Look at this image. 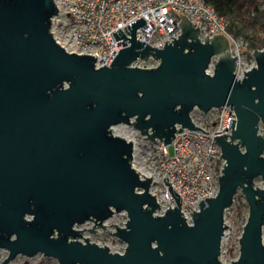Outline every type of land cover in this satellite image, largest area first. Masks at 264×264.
<instances>
[{
	"label": "water",
	"instance_id": "95a60500",
	"mask_svg": "<svg viewBox=\"0 0 264 264\" xmlns=\"http://www.w3.org/2000/svg\"><path fill=\"white\" fill-rule=\"evenodd\" d=\"M58 12L55 0H0V248L9 252L1 264L39 253L59 264H225L224 214L238 190L249 217L231 264H264V187H255L256 177L264 179V49L253 51L256 67L240 81L224 35L204 36L184 15L180 37L157 48L136 39L141 16L128 24L132 32L125 26L132 37L113 32L131 44L96 68L97 57L69 53L55 40ZM149 56L158 67L130 66ZM230 104L238 116L230 140L215 136L227 161L219 194L202 199L189 224L166 177L178 206L154 215L160 206L149 191L152 177L133 167V141L112 127L127 124L170 144L177 124L201 128L194 109ZM122 211L128 221L114 233L127 243L123 253L78 239L84 229L77 225L105 229Z\"/></svg>",
	"mask_w": 264,
	"mask_h": 264
},
{
	"label": "built area",
	"instance_id": "2783aa9c",
	"mask_svg": "<svg viewBox=\"0 0 264 264\" xmlns=\"http://www.w3.org/2000/svg\"><path fill=\"white\" fill-rule=\"evenodd\" d=\"M55 1L59 10L51 19V32L55 40L69 53L97 57L96 68L110 66L120 49L131 44L129 39L118 43L113 32L119 28L132 37L128 24L132 26L131 23L142 16L146 23L136 29V39L162 48L166 42H173L175 37H180V21L184 15L191 24L196 23L194 26L199 27L202 35L213 37L222 34L229 39L231 54L237 57L235 74L238 80L245 79V73L256 67V56L253 55L255 49L249 48L248 40L243 35L231 33L228 19L206 0ZM217 61L218 57L213 56L207 69L209 74H214ZM159 64V60L149 56L147 59L138 57L130 66L156 68ZM190 114L194 125L201 128L192 129L177 124V131L170 144L160 140L151 141L141 135L145 142L141 147L136 138L125 131L124 127L130 126L127 124L113 126L112 131L115 135L133 141V167L142 177H152L149 191L155 195L160 206L154 215H164L168 209L178 206V201L169 189V185H172L182 197L180 209L184 218L192 224L193 212L200 210L201 200L206 201V197L212 198L219 194V176H222V169L227 164L226 159L221 156L223 150L215 136L225 133L230 140L233 130L231 123L233 118L237 121L238 116L231 104L212 108L208 112H203L197 107ZM180 127L183 130H180ZM136 132L140 133L138 130ZM171 146L173 154L170 151ZM166 177L169 185L164 181ZM138 191L143 192V189ZM231 207L227 208L224 214L225 225L228 226L223 234L220 260L225 242L231 234V226L227 220ZM126 247L120 253H123ZM236 260L222 262L231 264Z\"/></svg>",
	"mask_w": 264,
	"mask_h": 264
},
{
	"label": "rangeland",
	"instance_id": "374dc122",
	"mask_svg": "<svg viewBox=\"0 0 264 264\" xmlns=\"http://www.w3.org/2000/svg\"><path fill=\"white\" fill-rule=\"evenodd\" d=\"M125 131L129 133L132 137L136 138L139 143V146L145 143L141 134L136 132L131 126L124 127ZM142 151V150H141ZM170 151L173 154V147H170ZM264 187V179L261 176L256 177L255 187ZM235 196L234 205L227 213V220L229 226H231V234L229 239L225 242L224 252L222 254V260L225 262H230L236 260L240 255V236L244 230L245 223L249 217V204L245 199V196L241 190ZM127 213L122 211L115 213L110 219L105 223L107 227L105 229L97 227L96 231H91L93 229L94 222L87 221L82 225H77L76 228L84 229L83 237L78 238L82 242H85V238L89 237V241L98 243L102 246H109L113 252H120L124 247L127 246V243L120 239L114 232L116 224L119 226H125L127 222ZM90 228V229H89ZM8 250L0 248V264L8 256ZM10 264H59V261L54 257L45 256L42 253L37 254L33 257H28L25 255H18L13 259Z\"/></svg>",
	"mask_w": 264,
	"mask_h": 264
},
{
	"label": "trees",
	"instance_id": "16d2710c",
	"mask_svg": "<svg viewBox=\"0 0 264 264\" xmlns=\"http://www.w3.org/2000/svg\"><path fill=\"white\" fill-rule=\"evenodd\" d=\"M229 22V31L243 35L251 49L264 47V1L206 0Z\"/></svg>",
	"mask_w": 264,
	"mask_h": 264
}]
</instances>
